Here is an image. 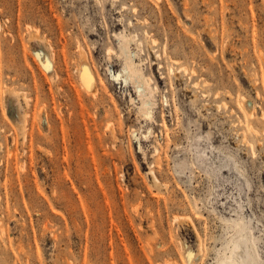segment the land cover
Returning a JSON list of instances; mask_svg holds the SVG:
<instances>
[{"label":"rangeland","instance_id":"1","mask_svg":"<svg viewBox=\"0 0 264 264\" xmlns=\"http://www.w3.org/2000/svg\"><path fill=\"white\" fill-rule=\"evenodd\" d=\"M237 239L264 264V0H0V264H230Z\"/></svg>","mask_w":264,"mask_h":264},{"label":"bare ground","instance_id":"2","mask_svg":"<svg viewBox=\"0 0 264 264\" xmlns=\"http://www.w3.org/2000/svg\"><path fill=\"white\" fill-rule=\"evenodd\" d=\"M135 37L131 35L126 36L122 33L116 35L119 44V57L120 59H122V65H123L122 74L124 77V83L125 84L129 83L132 85L140 100V104H141L140 112L142 113L143 117L151 118L152 111L150 110V107L153 106L152 103L153 92L149 82L151 80L150 78H147L143 74L141 62L136 61V58L138 57V53L136 52V50H139L141 45L136 42ZM132 43L135 46L134 49L132 48L133 46ZM107 51L108 54H110L112 50L109 49ZM82 53L78 55V60L75 64V74L77 76L79 86H81L88 93L96 94V92L98 91L97 90L98 76L95 74L93 68L86 60V56H84ZM23 101L26 105L28 104V101L26 100L25 97L23 98ZM107 127L113 130L111 121H108ZM149 175H151L153 182L158 184V179L156 178L152 169L149 170ZM160 185L162 184L160 183ZM191 261L192 259L190 258L189 262ZM248 261H249V252L247 249V245L243 239H237L231 251L230 264H247Z\"/></svg>","mask_w":264,"mask_h":264}]
</instances>
